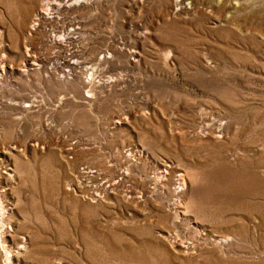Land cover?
I'll list each match as a JSON object with an SVG mask.
<instances>
[{
    "label": "rangeland",
    "instance_id": "374dc122",
    "mask_svg": "<svg viewBox=\"0 0 264 264\" xmlns=\"http://www.w3.org/2000/svg\"><path fill=\"white\" fill-rule=\"evenodd\" d=\"M51 1L0 0V264H264V0Z\"/></svg>",
    "mask_w": 264,
    "mask_h": 264
},
{
    "label": "bare ground",
    "instance_id": "6f19581e",
    "mask_svg": "<svg viewBox=\"0 0 264 264\" xmlns=\"http://www.w3.org/2000/svg\"><path fill=\"white\" fill-rule=\"evenodd\" d=\"M70 2H71V0H70ZM65 3H68V1H65ZM53 2L51 1V0H46V2H45V12H44V14L45 15H50L51 13H50V10H51V7L53 6ZM70 5H72V3L71 4H67V6H70ZM43 8V7H42ZM162 171V170H161ZM182 175V174H181ZM181 177V176H180ZM179 180H181L180 182H179V185L180 186H183V185H185V181H184V179H179ZM179 188V187H178ZM184 189V188H183ZM177 190V189H176ZM177 191H179V190H177ZM180 192V191H179ZM25 243V242H24ZM24 246V245H23ZM23 246H21V249H22V247ZM25 247V246H24ZM23 247V248H24Z\"/></svg>",
    "mask_w": 264,
    "mask_h": 264
}]
</instances>
